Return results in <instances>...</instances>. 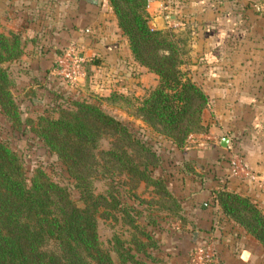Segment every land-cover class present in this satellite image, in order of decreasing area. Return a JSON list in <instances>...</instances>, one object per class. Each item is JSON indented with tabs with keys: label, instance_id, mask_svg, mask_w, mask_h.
I'll use <instances>...</instances> for the list:
<instances>
[{
	"label": "trees",
	"instance_id": "trees-1",
	"mask_svg": "<svg viewBox=\"0 0 264 264\" xmlns=\"http://www.w3.org/2000/svg\"><path fill=\"white\" fill-rule=\"evenodd\" d=\"M106 3L134 60L156 75V83L136 100L135 112L178 147L189 132L202 129L200 114L207 101L203 90L180 68L185 40L176 38L167 27L149 25L147 0H101L100 8ZM22 52L19 33L0 27V108L20 129L29 124L33 134L61 160L81 203L76 204L70 190L53 181L40 165L27 176L21 155L0 139V264H112L110 250L120 264H170L153 257L157 242L135 222L127 207L108 190L94 192L91 184L90 176L96 170L123 173L132 184L143 181L151 185L159 197L158 205L173 208L175 214L180 208L178 200L163 179L149 173L153 152L124 123L85 100L73 101V109L62 110L55 117L22 118L3 66ZM103 134L110 138L108 147L98 144ZM185 165L186 173H197L191 162ZM210 170V177L217 178L215 169ZM197 174L195 180L204 184L207 174ZM210 191V205L216 206L214 217L232 221L264 248V213L257 202L225 185ZM111 210L133 232L127 240L113 235L105 247L98 238L97 217L116 220Z\"/></svg>",
	"mask_w": 264,
	"mask_h": 264
},
{
	"label": "rangeland",
	"instance_id": "rangeland-1",
	"mask_svg": "<svg viewBox=\"0 0 264 264\" xmlns=\"http://www.w3.org/2000/svg\"><path fill=\"white\" fill-rule=\"evenodd\" d=\"M13 1L0 0V27L2 30L11 29L18 32L22 43L23 52L17 59L3 62L10 80L8 89L13 100L18 105L21 117L32 118L33 120L38 114L55 117L62 110L73 109V101L85 100L96 104L106 113L124 123L132 134L144 141L153 152L152 162L148 165L149 173L151 176L163 179L166 188L174 196L176 195L175 198L178 200L180 208L175 214L172 210L173 208L165 210L158 205V195L153 191L154 189L151 185L145 184L143 181L132 184L125 174L115 171L113 174H102L101 171L96 170L90 176L94 192L103 193L108 190L122 205L127 207L130 216L136 220L135 222L157 242L156 246L158 249L152 254L153 257L160 258L170 264H193L194 262L190 258L189 251L200 242L204 240L207 242L208 239L217 249L216 260L202 261L198 264H228L225 261V257L221 255V250L218 249L221 248L219 246V237L224 234L223 232H227L233 236H239V238L232 243L231 241H226L229 244L221 248L224 253L227 254L230 250L231 253H235L240 244L243 247L251 242L249 244L251 247L248 248L249 256L243 264H264V248L258 243H255L254 247L253 244L256 241H254L251 235L243 231L232 221L227 219L220 221L222 218L217 220L214 217L216 214L212 212L216 206H211L208 215L209 218L213 217V219L209 220L208 223L201 225L190 219L191 209L188 207V202L185 201V196L183 197V193H181V187L182 185H188L189 181L196 179L195 177L199 175L197 173L201 170L204 173L202 168L205 167L206 159H199L197 161L183 155L184 152H189L194 148L197 149L198 146L205 144L208 140L205 137L208 133L207 125L202 118L207 101L200 114L202 129L189 132L183 143L175 151L176 147L174 144L154 127L147 124L134 110L137 103L136 100L152 87L147 85L151 81L149 75H143L142 80L136 78L137 69L135 63L125 61L114 64L107 62L90 64V61L95 60L94 55L87 60L82 58L81 67L83 74L74 83H70L69 85L63 83L58 76L52 74L51 69L47 71V75L45 76H36L32 63L24 59L25 57L22 55L28 53L29 50H38V45L46 39L44 35L46 26L48 25L49 28L55 27L56 18L61 13L60 4L62 3L56 1L59 3L58 15L56 12L58 4L49 3L47 2L48 0H44V8L41 7L43 5L40 4L41 2L30 6L23 5L19 1L12 3ZM73 1H63L64 12L72 13ZM47 4H50V6ZM246 7L249 8V11L246 10ZM237 8L240 11L242 25L248 31L250 28L252 29L251 32L255 41H263L264 0H250L249 4H239ZM249 14L250 16L248 17ZM164 19L167 20V23L171 22L169 17H164ZM52 23L54 26L51 25ZM191 23L193 24V21L186 19L183 21L181 27L175 26V24L172 25V22L170 25L165 26L171 30L176 38L185 40V53L182 55L184 62L180 65V68L190 79L191 77L188 74H190L192 69L189 65L191 62L187 47L189 46L190 49L192 39L195 40L199 37L196 34V30L193 32L194 34L189 32L188 25ZM193 26L197 28L196 24ZM69 44H77V40H70L65 46ZM256 45L253 47V50L244 47L246 52L242 51L241 54H245L246 57L248 55H255L263 60L264 43H256ZM196 48L201 50L200 45ZM199 52L196 51L194 57L196 60H199L196 57ZM53 65L54 61L50 64V68ZM237 65L241 64H234L232 66L236 67ZM262 66L263 64L258 62L255 68L256 70H260ZM39 67L42 70L41 65ZM126 67L127 70L125 71ZM250 71H253V68ZM197 85L200 87L199 84ZM118 94H124L126 97L118 96ZM30 98H32V101ZM0 139L6 140L21 155L24 171L27 176L30 175L35 166L40 165L53 181L66 186L70 190L71 198L75 200L76 204L80 205L81 201L77 200V193L71 187L69 175L61 160L41 143V140L30 130L29 124L24 129H20L17 123L12 122L6 117L1 108ZM109 140L108 134H103L98 139V144L100 147H108ZM230 142L241 150L240 144L235 139H232ZM227 150L226 148V153L222 154L221 159L227 164L228 170ZM180 151H183V155L182 157H177L175 153ZM186 162L192 163L197 172L196 174L184 171L187 167L185 165ZM227 175L228 173L224 174V171L222 172L223 180H226L225 177ZM223 180L221 179L222 182ZM256 204L264 213V203L258 201ZM111 212L117 216L116 220L112 219V217H97L96 230L98 238L105 247H109V240L113 235L119 236L122 240H127L133 232L126 223L120 221L118 212L114 210H111ZM110 254L112 264H120L115 252L110 250ZM137 255L150 263L149 257L145 258L141 252ZM230 262L231 264H238L234 260Z\"/></svg>",
	"mask_w": 264,
	"mask_h": 264
},
{
	"label": "crops",
	"instance_id": "crops-1",
	"mask_svg": "<svg viewBox=\"0 0 264 264\" xmlns=\"http://www.w3.org/2000/svg\"><path fill=\"white\" fill-rule=\"evenodd\" d=\"M15 1L30 6L41 2L40 4L43 5H38L44 8V0H14L12 3ZM56 1L64 4V0H48L47 2L58 4L56 12L59 15V3ZM100 1L74 0L72 13L64 12L60 4L61 13L56 18L55 27L49 28L47 25L44 31L46 39L38 45V50H29L22 56L32 63L36 76H45L50 70V64L55 55L68 41L76 39L80 56L85 60L95 55L94 59L97 63L99 62L98 64L133 62L137 69L136 78L142 80L143 75L147 74L151 78L147 85L153 86L156 83L155 73L134 60L126 38L116 24L114 14L107 3L104 8H100ZM249 1L168 0L162 7L160 0H147L146 4V11L150 16L148 23L151 27H158L154 23L157 16L162 18L163 27L170 25L171 22L172 25L181 27L183 21L187 19L193 21V24L188 25L189 32L193 33L196 30L199 36L195 37V40L192 39L190 49L189 46L187 47L191 62L189 65L192 69L188 75L200 85L208 97L207 106L202 115L208 129L205 136L208 140L197 149L184 152V155L183 151L175 155L177 157L183 155L197 161L206 159L205 167L202 168L204 174H207L204 184L193 179L188 185L181 187V193L191 209L190 219L201 225L212 219L208 215L211 210V195L209 194L212 187L225 185L227 188L251 196L256 202L264 203V188L262 187L264 185V59L255 55L246 57L245 54H241L242 51L246 52L244 47L253 50V47L257 46L256 43H264V40L255 41L252 29L248 31L242 25L240 11L237 8V5H247ZM47 5L50 6V4ZM246 10L249 11V8ZM164 12H168L171 22H166L167 20L163 17ZM194 24L197 28H194ZM51 25L54 26L53 23ZM198 45L201 46V50L196 48ZM196 51H200L196 56L199 60L194 58ZM258 62L263 64L260 70L255 68ZM234 64L241 65L234 67L232 66ZM39 65L43 71L40 70ZM252 68L253 71H250ZM223 137H225L226 144L232 139L240 144L242 163L258 173L260 178L258 183L249 184L241 178L240 180L229 176L223 180L221 174L227 171V164L221 159L225 150V147L220 145ZM210 168L215 169L217 178L210 177ZM223 233L219 237L221 248L229 244L226 241L232 243L239 238L227 232ZM250 243L243 247L240 244L235 253H231L230 250L226 254L221 248L218 249L221 250L220 253L228 264H231V260L243 264L249 256ZM255 243L258 242H254V247Z\"/></svg>",
	"mask_w": 264,
	"mask_h": 264
},
{
	"label": "built area",
	"instance_id": "built-area-1",
	"mask_svg": "<svg viewBox=\"0 0 264 264\" xmlns=\"http://www.w3.org/2000/svg\"><path fill=\"white\" fill-rule=\"evenodd\" d=\"M161 5H165L167 0H160ZM163 17L168 18V12H164ZM54 66L51 68L52 74L59 77V79L65 83H74L83 74L81 67L82 57L77 48V44H69L65 46L55 57ZM225 148L228 149V176L238 177L246 181L247 183H258L260 178L258 173L245 166L242 163L241 151L233 146L231 142L227 143ZM263 185V184H262ZM264 188V185L262 186ZM190 258L198 264L202 261H214L216 260L217 249L214 247L208 239L195 245L190 251Z\"/></svg>",
	"mask_w": 264,
	"mask_h": 264
},
{
	"label": "water",
	"instance_id": "water-1",
	"mask_svg": "<svg viewBox=\"0 0 264 264\" xmlns=\"http://www.w3.org/2000/svg\"><path fill=\"white\" fill-rule=\"evenodd\" d=\"M154 23H155L156 26H158V27H162V26H163L162 18H161L160 16H157V17L154 19ZM220 145L223 146V147L226 146L225 137H223V138L220 140Z\"/></svg>",
	"mask_w": 264,
	"mask_h": 264
}]
</instances>
